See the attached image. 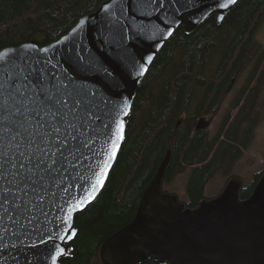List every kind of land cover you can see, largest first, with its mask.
<instances>
[{"label": "water", "instance_id": "water-1", "mask_svg": "<svg viewBox=\"0 0 264 264\" xmlns=\"http://www.w3.org/2000/svg\"><path fill=\"white\" fill-rule=\"evenodd\" d=\"M238 1L220 8L218 3L224 0H104L96 11L80 17L59 40L45 44L47 35L38 33L30 41L0 52V84L8 85L0 97L7 101V111L0 109V116H9L0 128L11 130L7 136L0 133V152L8 153L5 159H16L15 169L5 165L7 178L0 180V187L10 190L0 193V205L8 200L6 212L0 207V264H53L56 245L64 249L56 264L72 255V242L78 234L76 222L108 183L126 140L138 89L155 58L177 29L183 27L192 33L213 16L222 24ZM33 67L47 70L50 86L63 81L87 93L88 106L76 107L69 97V107L76 108L77 113H94L89 118L80 116V136L76 130L70 136L65 129L59 139L50 138L49 145L54 143L60 148L55 156L46 152L49 160L56 161L51 168L47 160L40 163L35 154L30 164L25 163L18 152L25 150L34 126L24 132L18 127L17 122L24 121V116L15 113L20 105H14L9 93L19 82L17 76ZM141 67L147 69L143 75L138 74ZM30 79L37 82L35 77ZM235 82L236 78L230 90ZM16 98L21 99L19 93ZM40 99L44 100L43 93ZM46 103L58 110L54 101ZM29 115L40 120L35 112ZM214 118L202 117L196 130H208ZM56 120L62 127L59 116ZM117 121L124 122L125 138L116 158L110 161L103 187L93 193L91 186L111 152ZM17 132L22 135L13 140ZM40 141L37 135L32 146L44 148ZM82 142L86 146H81ZM77 148L74 155H68ZM170 159L168 151L134 219L104 241V264H139L152 257L167 264H264V174L247 198L241 194L243 179L234 176L219 195L204 198L192 208L177 194L163 189ZM29 167L32 173L24 171ZM66 228L73 233L71 238H67ZM60 236L66 238L61 240Z\"/></svg>", "mask_w": 264, "mask_h": 264}, {"label": "trees", "instance_id": "trees-1", "mask_svg": "<svg viewBox=\"0 0 264 264\" xmlns=\"http://www.w3.org/2000/svg\"><path fill=\"white\" fill-rule=\"evenodd\" d=\"M103 1L0 0V52L38 33L47 35L45 44L57 41ZM263 25L264 0H239L222 24L213 16L192 33L175 31L138 89L118 161L98 200L78 218L72 255L62 264H104V241L134 219L168 151L164 184L189 170V207L212 198L206 188L213 178L234 177L264 121V44L258 39ZM249 67L217 133L196 130L201 117L220 112L232 78ZM263 174L244 184L243 198ZM139 264L167 263L152 257Z\"/></svg>", "mask_w": 264, "mask_h": 264}, {"label": "snow or ice", "instance_id": "snow-or-ice-1", "mask_svg": "<svg viewBox=\"0 0 264 264\" xmlns=\"http://www.w3.org/2000/svg\"><path fill=\"white\" fill-rule=\"evenodd\" d=\"M237 2V0H224V2H219L218 7L220 8H228L230 5H233ZM222 19V17H221ZM81 25L84 24V21L80 22ZM172 32L168 33V36H171ZM166 38V37H165ZM42 51H47V49H42ZM149 61L152 60V57L149 56L147 58ZM39 63V62H38ZM47 63V61H45ZM147 69L141 67L139 70V75H143ZM52 75L55 76L54 73ZM19 78V82L16 84L14 92L9 93V98L13 100L14 105L19 104L20 108H15V113L21 114L24 116V121L17 122L18 127L21 128L22 132L28 131V129L34 126V130L29 132V143L25 146L24 151H18L20 157L23 159L25 163H31L30 157L35 154V158L40 160V163H44L46 160L48 162V168H51L52 165L56 162L55 159L49 160L46 152L51 151L53 156L56 155L57 152H60V148H57L53 145H49V140L51 137L55 136L56 139H59L63 136L64 130H68L69 135L71 136L72 130L77 131V135L80 136L78 131V124L80 121V116L87 115L89 118L90 115H94V113H77L76 108H70L68 103V98L71 97L73 103L76 107L88 106L90 101L88 100V94L83 93L80 90L76 89L75 87L70 88L68 84L63 83V81H58L54 85H49V75L47 70L43 67H33L30 71L25 72L24 74L17 76ZM30 77H35L36 83H33ZM56 79V76H55ZM26 81V82H25ZM8 87V85H7ZM7 87L5 84H0V97L3 96L4 92H7ZM16 93L20 94L21 99L16 98ZM27 93V96H25ZM44 94V100L40 99V94ZM59 93L60 95L57 96L56 94ZM46 101H54V104L58 108V110H53L51 106H49ZM23 109V112L20 109ZM0 109H4L7 111V101L0 99ZM35 112L37 116L40 117L39 121H35L34 117H31L29 114ZM127 114V113H125ZM11 115V114H10ZM57 116L60 117L61 121H63V126H58L57 123ZM74 120L75 122H70ZM4 121H9V116L2 115L0 116V123ZM44 122V123H41ZM45 123L47 124V128L45 127ZM27 125V127H26ZM50 129V130H49ZM11 130L8 127L0 128V133H3L4 136H7ZM22 132H17L15 135H12V139L16 140L18 136L22 135ZM41 137L40 143L44 145V148H40L39 144L36 147L32 146V142L35 140L36 136ZM75 139L74 136L71 137ZM124 122L117 121L114 137L111 141V152L108 156V159L103 162V166L100 168L99 172L96 173V181L92 184V192L94 193L97 187H103L104 185V178L107 175L108 169L110 167V161L114 160L117 156V152L120 149V142L124 139ZM61 147L64 146V141H60ZM81 146H86V142H82ZM17 149L20 148V144L16 145ZM29 149H34L33 151H29ZM54 149V151H53ZM79 150V148L75 150H70L68 155H74L75 151ZM28 153V155H25ZM43 154V155H42ZM8 157L7 152H0V180L7 178L5 165L14 168L16 167V159L13 161L12 159H5ZM68 157H65L67 160ZM23 169V165H21ZM39 168V164L37 165ZM29 173L33 172V169L29 167L28 169H24ZM16 175V173H14ZM10 190L0 187V193L6 194ZM89 197H92V193H89ZM89 197H85L87 201ZM94 198V197H92ZM8 200H4L3 205L0 207L4 208V211H7V207L5 206ZM83 203V201H82ZM18 207V205H17ZM65 233L67 238H71L73 233L70 232L69 229H65ZM65 236H60L59 239L64 240ZM56 256H52L53 264H56L57 256H61L64 253V249L61 248L59 245L55 246Z\"/></svg>", "mask_w": 264, "mask_h": 264}, {"label": "rangeland", "instance_id": "rangeland-1", "mask_svg": "<svg viewBox=\"0 0 264 264\" xmlns=\"http://www.w3.org/2000/svg\"><path fill=\"white\" fill-rule=\"evenodd\" d=\"M258 39L264 44V25L259 31ZM249 72H250V67L244 72V74L241 75V77L235 75L232 78L233 80L236 78V82L234 83L228 96L224 100L220 112L215 114L214 121L209 128V131L212 136L217 133L218 128L227 112V109L230 107L232 101L237 97L239 91L242 89L249 75ZM235 112L236 111H234V113ZM205 117L211 118L212 115ZM263 170H264V121L261 123V125L258 127L256 131V138L251 148L245 151L243 158L237 163L235 170L233 171V175L242 178L244 180V184L249 185L250 183L253 182L255 175L257 173L262 172ZM189 175H190V171L188 170L186 173L179 175L174 182L165 183L164 190L177 194L181 201L188 203L190 201L187 190V181L189 179ZM228 180H229L228 177L225 178V177L216 176L215 178H213L206 188V196L213 198L219 195L224 189V187L227 185Z\"/></svg>", "mask_w": 264, "mask_h": 264}, {"label": "flooded vegetation", "instance_id": "flooded-vegetation-1", "mask_svg": "<svg viewBox=\"0 0 264 264\" xmlns=\"http://www.w3.org/2000/svg\"><path fill=\"white\" fill-rule=\"evenodd\" d=\"M212 116H215V114L214 115H212ZM209 130V129H208Z\"/></svg>", "mask_w": 264, "mask_h": 264}]
</instances>
